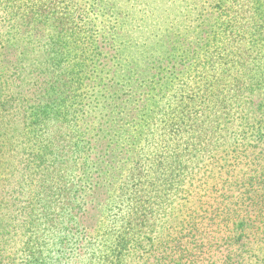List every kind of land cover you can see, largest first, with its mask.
I'll list each match as a JSON object with an SVG mask.
<instances>
[{"label":"rangeland","instance_id":"rangeland-1","mask_svg":"<svg viewBox=\"0 0 264 264\" xmlns=\"http://www.w3.org/2000/svg\"><path fill=\"white\" fill-rule=\"evenodd\" d=\"M4 1L0 6V51L8 42L12 45L5 49L0 60V88L9 87L5 92L14 99L18 96V89L28 90L27 77L31 74L36 77V71L40 73L42 66L52 65L53 57H49L52 60L48 61L37 59L39 54L45 56L48 52L43 49L44 46L59 42V36L65 34L57 30L44 33L37 29L38 37L25 47V50L31 51L28 53L17 46L22 43L23 37H20L22 30L17 25L16 9L31 13L37 11L38 14L54 11L58 17H63L64 10L68 9L73 17L67 27L74 29V38L79 39L85 36L81 35L85 18L77 17L76 12L83 8L89 18L90 11L95 7L84 0ZM103 1L116 10V16H120L123 34L126 32L133 39L130 50L139 52L146 59H153L157 48L170 49L169 59L179 57L193 64L183 72L188 78V96L192 94L190 90L198 93L202 89L199 79L205 77L208 81H215V84L219 79L230 82L227 88L224 84H217L218 90H224L216 92L215 87L214 98L212 95L208 99V103L212 101L211 108L215 104L213 100L222 98L234 85L240 86L241 90L264 89V0ZM100 23L102 25L98 27H111V35L120 29L115 20L107 23L102 18ZM62 26V20L52 24L55 29ZM45 34H48L49 42L43 41ZM64 41L68 43L62 48L65 52L62 55L69 54L67 58L75 59L68 61L66 56L59 55L58 60H54L57 66L55 74L50 76L54 79L52 93L56 98L45 102L53 101L50 106H40L39 113L42 114L33 118V133H29L28 138L23 137L26 152H20L15 145L9 151L0 148V181L8 182L1 196L0 209L3 208L2 219L8 232L10 229L7 226L12 227L10 234L14 237L12 239L9 235V240L20 241L21 238L23 245L33 248L30 254L40 255L38 252L43 250L38 264L49 263L48 260L59 253L62 255L59 264L73 254L94 259L91 264H226L230 256L231 262L227 264H264V203L260 202L264 200V180L260 182L264 173L251 161L258 151H246L239 142L235 146L236 142H232L236 137L234 133L227 136L230 144L222 146L227 148L226 151L213 153V170L212 164L204 168L192 167L191 175L178 165H169L165 161L168 157L165 150L159 156L160 161L156 162L158 155L154 158L149 154L151 149L148 145L143 146L145 157L132 169L131 174L136 179L134 183H129L127 197L140 195V187L137 186L139 176L143 177L141 182L146 192L153 191L148 207L152 215L137 229L143 242L148 243L138 252L135 251L138 247L134 239H125V248L119 254L120 261H114L119 251L110 243L116 242L115 237L121 228L116 219L119 215L105 206L104 190L106 187L111 190L118 188L123 173L117 171V159L111 156L110 149L103 154V142L92 153L85 148L87 129L73 115V105H61L59 96L69 85V74L84 67L82 64L72 66L82 49L73 46L67 50L71 44L67 39ZM82 43L83 40L77 42L79 46ZM18 51L23 53L18 56L19 63L16 64L14 52ZM101 53L107 51L102 50ZM52 55L55 56L50 53ZM79 59L85 62L83 57ZM8 64L19 65V70L29 73L5 74L1 68ZM171 71L174 72V69L170 68ZM49 72L40 73V76L46 77L39 82L50 79ZM13 79L18 81L17 90ZM186 101V106L199 108L198 98L192 99V103L188 99ZM196 112L198 110L191 113ZM220 112L217 110L215 117ZM232 119L226 118L230 123H233ZM0 122L4 123L1 115ZM13 127L17 128V125ZM3 139L2 146L6 147L8 139ZM239 140L242 141L241 135ZM248 140H251L250 136ZM107 146L114 148V145ZM160 162L164 165L163 177L157 180L159 176L155 165ZM262 165L264 158L260 167ZM248 180L252 183L249 188L244 185ZM10 205L15 206V212L8 211ZM43 221L48 222L46 233H43ZM55 228L57 230L54 231ZM68 232L77 237H73L67 250L52 243V235ZM24 234L30 235L31 240L46 234L43 248L32 241L29 243L22 237ZM11 242L12 250L3 254L0 264H27L31 261L23 257L22 245L16 246ZM110 246L113 250L106 248ZM256 247L259 251H249ZM100 248L104 250V255L95 253L94 250ZM231 251L235 255H231ZM82 264L89 263L82 261Z\"/></svg>","mask_w":264,"mask_h":264},{"label":"trees","instance_id":"trees-1","mask_svg":"<svg viewBox=\"0 0 264 264\" xmlns=\"http://www.w3.org/2000/svg\"><path fill=\"white\" fill-rule=\"evenodd\" d=\"M0 1V6L5 3L4 0ZM84 1L87 4L92 3L95 9L90 11L89 18H87L83 8L77 10V17L85 18L84 29L81 32V35L85 36L79 39L74 38V29L67 27L71 17H73V14H69L68 9L64 10L63 17H58L54 11L38 14L37 11L31 13L25 9H16L17 25L22 30L20 37H23L22 43L17 46L25 50V47L30 46L38 37L39 31L44 33H51L54 30L64 32L63 37L59 36V42L47 43L44 46L43 49L48 51L45 56L41 54L37 56L38 61L52 60L49 57H53L52 65L49 67L42 66L39 70L40 73L49 70V76L55 74L57 61L54 60H58L59 55L66 56L65 59L68 61L75 59L67 58L69 54L62 55L65 53L62 48L68 43L64 39H67L71 44L67 50H71L73 46L75 49H82L77 55V61L73 62L72 66L82 64L83 70L69 74V85L65 82L68 85L67 89L64 94H60L59 99L62 101V106H74L73 115H76V120L83 123L87 129L85 148L90 149L89 151L92 153L93 149H96L103 142L105 147L103 154H105L106 149H110L111 156H115L117 159V166H119L117 171L123 173L118 188L111 190L110 187H106L104 190L106 208L107 206L108 209L112 208L117 216L119 215L116 219L121 228L120 233L115 237L116 242L110 243L119 251L118 256L114 258V261L119 262V254L125 248L123 246L125 239H134L138 247L135 251L138 252L148 243L143 242L137 234V229L141 223L148 222L152 215L148 211V207L153 191L146 192V188H143L144 185L141 182L143 177L139 176L137 186L140 187V195L127 197L128 185L134 183L136 179L131 174L132 169L145 157L143 146L148 145L151 149L149 154L153 155L154 158L158 155L156 162L160 161L159 156L165 150L168 156L165 161L169 162V165H178L191 175L192 167L193 169L195 167L204 168L212 164L211 169L213 170V153L226 151L227 148L222 146L230 144L227 136L234 133L236 137L232 142H236L235 146L239 142L246 151L253 153L258 151L256 157L251 161L257 164L264 173V165L260 167V162L264 158V89L257 91L252 89L241 90L240 86L234 85L222 98L213 100L215 104L211 108L212 101L208 103V99L212 95L214 98L215 87H217L216 92L224 90H218L217 84H224L226 88L230 86L227 79H219V82L215 84V81L214 83L208 81L207 77L200 78L199 81L203 85L202 89L198 91L199 94L190 90L192 94L188 96V78L184 77L183 72L193 65L191 62H186L179 57L169 59L167 55L172 52L165 48L154 49L153 59H146L139 52H133L130 50L133 39L126 32L123 34L120 16L118 14L116 16V10L103 0ZM107 7L110 10L107 11ZM98 16L99 18H97ZM102 18L107 23L115 20L118 24L117 27L120 28L119 31H115L111 35V27H98L102 25L100 23ZM58 20H62L63 26L55 29L52 24ZM108 35L111 37H107ZM81 40L83 43L79 46L77 42ZM43 41L49 42L48 34L44 35ZM11 45L12 43L8 42L3 46L0 51V60L5 49H9ZM102 50H106L107 53H101ZM25 51L31 53L27 49ZM14 53L15 63L18 64L17 58L23 52ZM50 53L55 56H50ZM82 57L85 60L84 63L79 59ZM146 66L149 68L145 69ZM170 68H173L174 72H170ZM19 69H21L19 65L15 66L14 64H8L1 68L5 74L16 72L19 75H24V73L27 75L29 73L25 72L24 69ZM40 73L36 71V77L31 74L26 78L29 85L27 91L18 89V81L13 79L15 90L18 89V96L14 99L5 92L10 89L9 87L0 88V115L5 123L0 122V148L2 147L3 151L13 149L15 145L20 149V152H26L23 137L28 138L29 133H33V118L42 114V112L39 113V110L42 109L40 106H50L53 101L48 104L45 102L56 98L52 93L55 88V84H52L54 79L50 76V79L39 82L42 77H46L40 76ZM196 98L200 102L199 108L186 106L188 105L187 99L192 103L194 102L192 99ZM53 107L56 106L53 105ZM194 110H198V112L196 114L191 113ZM217 110H221V112L216 115L218 117H215ZM228 117L233 118V123L226 120ZM8 125L11 127L5 129ZM16 125L17 128H14L13 126ZM239 135H241L242 141L239 140ZM248 136L251 140H248ZM5 137L8 139L6 147L2 146ZM12 140L14 141L11 142ZM162 144L165 146L162 147ZM107 145H114V148H109ZM121 146H123L122 150L117 152ZM1 156L2 154H0V158ZM205 160H209V162H205ZM163 166L162 163L155 165L156 174L159 176L157 180H162ZM262 180L264 177L260 182ZM244 185L249 188L252 183L248 180ZM7 186V181H0V191H2L0 192V205L2 193ZM260 202L264 203V200H260ZM2 209H0V260L4 253H9L11 241H13L14 245L23 246V257L31 259L27 264L40 263L43 250L38 252L41 253L40 255L30 254L33 248H28V244L23 245L21 238L20 241L9 240L8 236L11 235L12 227L7 226L10 229L8 232L2 219L4 215ZM9 210L15 212V206L10 205ZM106 212L107 209L104 213L106 214ZM41 225L44 226L43 233H46L48 222L43 221ZM55 230L57 229L55 228ZM45 236L47 235L43 234L34 240L30 239V235L24 234L22 237L29 243L34 242L36 246L42 249ZM13 237L11 235L12 239ZM73 237L77 236H71L69 232L57 233L51 236V241L56 246L58 245V248L67 250V246ZM113 246L106 248L112 249ZM255 250L259 251V248L249 249L252 252ZM94 251L97 255H104L102 248ZM234 253L231 251V255H235ZM61 256L59 253L58 256L50 258L47 264H59L62 261L60 260ZM231 257L227 259L226 264L231 262ZM10 258L11 256L8 261ZM32 258L35 259V262ZM82 261L89 264L95 262L92 258L85 259L73 254L69 258L63 259L62 264H82ZM106 261L108 262V260ZM43 264L46 262L44 261ZM236 264L242 263L237 262Z\"/></svg>","mask_w":264,"mask_h":264}]
</instances>
